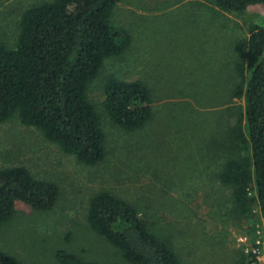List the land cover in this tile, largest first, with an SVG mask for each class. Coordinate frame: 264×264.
Instances as JSON below:
<instances>
[{"label": "rangeland", "instance_id": "rangeland-1", "mask_svg": "<svg viewBox=\"0 0 264 264\" xmlns=\"http://www.w3.org/2000/svg\"><path fill=\"white\" fill-rule=\"evenodd\" d=\"M38 1L0 0V42L13 43L21 12ZM110 20L128 31L131 43L103 61L88 88L106 156L85 165L16 116L0 123V167L24 165L59 188L46 211L15 202L0 226V248L27 264H61L58 249L91 264H126L86 220L90 197L107 190L133 204L183 264H259L251 248L264 238V216L258 207L237 214L231 188L221 186L217 172L226 155L222 136L244 104L230 94L239 80L235 44L249 24L264 26V5L228 13L209 0H121ZM108 75L149 87L153 114L142 128L127 132L104 112Z\"/></svg>", "mask_w": 264, "mask_h": 264}, {"label": "trees", "instance_id": "trees-1", "mask_svg": "<svg viewBox=\"0 0 264 264\" xmlns=\"http://www.w3.org/2000/svg\"><path fill=\"white\" fill-rule=\"evenodd\" d=\"M119 1L42 0L21 12L13 43L0 42V123L16 116L80 163L104 160L105 132L87 93L103 61L122 55L131 43L128 31L110 20ZM209 1L228 13L264 5V0ZM235 49L239 80L230 94L244 104L222 136L219 148L226 155L217 179L231 188L237 214L258 207L264 216V26L249 24ZM102 89L103 110L121 129L136 131L152 117V93L142 80L108 75ZM58 195L56 183L35 178L24 165L0 167V226L13 216L16 201L46 211ZM86 220L126 264H183L137 208L110 191L90 197ZM55 257L61 264H91L64 249ZM251 260L240 264H255ZM0 264L27 263L0 248Z\"/></svg>", "mask_w": 264, "mask_h": 264}, {"label": "built area", "instance_id": "built-area-1", "mask_svg": "<svg viewBox=\"0 0 264 264\" xmlns=\"http://www.w3.org/2000/svg\"><path fill=\"white\" fill-rule=\"evenodd\" d=\"M257 233H261L260 230H256ZM256 240V239H255ZM251 252L259 264L264 263V238L257 239L252 248Z\"/></svg>", "mask_w": 264, "mask_h": 264}]
</instances>
